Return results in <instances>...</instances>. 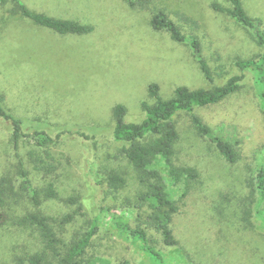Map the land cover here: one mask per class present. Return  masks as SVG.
<instances>
[{
	"label": "rangeland",
	"instance_id": "rangeland-1",
	"mask_svg": "<svg viewBox=\"0 0 264 264\" xmlns=\"http://www.w3.org/2000/svg\"><path fill=\"white\" fill-rule=\"evenodd\" d=\"M22 1L38 13L94 27L92 33L83 36H62L11 15L12 2L0 5V92L6 95L8 105L22 117L40 120L55 140L68 130L99 137L96 143L66 134L55 149L63 166L58 173L61 190L64 195L81 196L82 212L86 214L79 212L72 223L65 225V241L85 231L87 219L98 214L100 231L90 258L98 264H152L119 235L112 219L100 209L115 205L111 212L137 214L139 184L133 179V166L126 157H119L121 144L112 142L113 108L125 105L128 121L138 123L145 118L142 102H156L149 97L151 84L159 86L163 103L175 96H199L202 89L211 87L190 45L174 41L163 29H155L152 19L164 11L171 17L185 14L196 20L203 53L217 84L238 73L237 60L254 58L263 48L249 30L212 9V3L229 7L227 0H159L153 12L130 10L123 0ZM245 7L252 18L262 20L264 30V0H245ZM201 113L216 134L237 144L241 160L238 166H231L214 145L196 135L189 118L182 115L178 119L183 132L180 152L187 154L203 174L190 195L193 208L188 221L192 230L184 229L182 239L186 254L173 252L168 260L172 264H264V221L256 214L258 195L254 190L258 169L264 165V111L253 76L247 73L240 91ZM33 149L27 139L21 142L19 152L25 161ZM106 160L121 164L130 179L112 202H104V195L93 188L91 167ZM16 163L11 131L0 122V176L14 169ZM36 182L43 184L44 180L39 177ZM178 189L173 196L176 199ZM128 198L132 206L125 210ZM78 207L59 202L49 204L48 210L71 214ZM243 210L252 214L250 227L243 221ZM23 234L18 230L17 251L13 250L16 243L12 234L0 231V264H9L13 256L23 258L22 253L35 250V237Z\"/></svg>",
	"mask_w": 264,
	"mask_h": 264
},
{
	"label": "trees",
	"instance_id": "trees-1",
	"mask_svg": "<svg viewBox=\"0 0 264 264\" xmlns=\"http://www.w3.org/2000/svg\"><path fill=\"white\" fill-rule=\"evenodd\" d=\"M9 2L14 4V8L9 11L11 15L28 19L35 25L59 35L83 36L94 31V27L87 24L33 11L22 0H0V5ZM123 2L130 10L153 12L158 9L159 0ZM227 2L229 7L212 3V9L227 14L237 24L249 30L256 43L263 48L261 54L254 58L237 60L235 67L238 73L225 83L217 84L199 40V23L185 14H174L171 17L164 11H159L152 19L155 29H163L174 41L190 45L193 57L211 87L202 89L199 96H175L163 103L159 86L151 84L149 97L156 102H142L145 118L138 123L128 121V109L125 105L117 104L113 108L115 126L112 142L121 144L119 157H126L133 166V179L139 184L136 207L134 206L137 214L131 215L124 210L121 213L111 212L112 207L116 208L115 205L104 208L101 206L100 209L112 219L119 235L135 245L152 264H172L173 262L168 260L170 253L180 251L186 254L182 239L184 229L192 230L191 220L188 221L191 216L190 209L193 208V198L190 195L203 174L199 166L193 164L191 158H187V154L180 152L183 132L179 128L178 119L182 115L189 118L196 135L214 145L217 153L228 164L236 167L241 160L239 147L216 134L206 123L201 110L218 106L240 91L246 74L249 73L253 76V85L264 111L263 22L251 17L245 7V0ZM1 24L2 20L0 26ZM0 122L7 124L11 131L17 159L15 168L0 176V220L4 219L0 222V231L12 234L16 243L13 250L17 251L18 230L23 232V235H31L37 240V243H34L35 250L22 253L25 255L23 258L13 256L9 264H98L96 259L90 258L88 254L99 235L100 215L90 216L86 221V230L78 232L69 242L65 241V225L72 223L79 212L84 216L86 214L82 212L81 196L73 193L63 194L62 180L58 176L63 166L55 156V149L63 142L66 134H73L87 141L95 140L96 143L99 138L97 134L80 130L73 133L68 130L60 133L55 140L42 128L40 120L18 115V111L8 105L3 92H0ZM25 139L32 143L34 148L26 155L27 161L19 152L21 142ZM108 161L106 160V163ZM106 163L99 165V162H95L94 167H91L95 182L93 188L98 194L104 195V202H112L116 201L120 192L129 185L130 179L129 173L121 164L112 161ZM39 177L44 180L43 184L36 182ZM254 185L258 195L256 214L264 221V165L258 169ZM176 187H179L180 191L177 199L173 197ZM131 201L127 199L128 203L123 206L125 210L132 206ZM59 202L69 207H79L71 214H53L48 210L49 204ZM243 215L246 227L252 226L250 211L243 210ZM203 230L207 236V229ZM103 263L105 262L100 264Z\"/></svg>",
	"mask_w": 264,
	"mask_h": 264
}]
</instances>
